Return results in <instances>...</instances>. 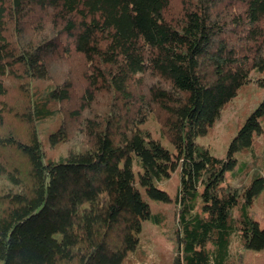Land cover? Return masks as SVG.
<instances>
[{
  "label": "trees",
  "instance_id": "obj_1",
  "mask_svg": "<svg viewBox=\"0 0 264 264\" xmlns=\"http://www.w3.org/2000/svg\"><path fill=\"white\" fill-rule=\"evenodd\" d=\"M251 86L215 155L199 132ZM262 138L264 0H0V264H124L172 201L171 264H244L264 173L240 154Z\"/></svg>",
  "mask_w": 264,
  "mask_h": 264
},
{
  "label": "rangeland",
  "instance_id": "obj_2",
  "mask_svg": "<svg viewBox=\"0 0 264 264\" xmlns=\"http://www.w3.org/2000/svg\"><path fill=\"white\" fill-rule=\"evenodd\" d=\"M70 68H72L71 71L73 72L75 70L78 71L77 76H74L75 84H81L82 65L79 66V64H76ZM249 88L243 92V95L239 96L226 107L223 118L219 121L217 127L211 129L206 134L199 132V142L217 156H225L229 141L239 127V124L247 113L262 99L261 92L257 91L253 86ZM14 94H11V97H14ZM150 125L154 131H158L159 124L156 122V119H152ZM50 126L51 122H47L42 127L46 130ZM12 127H15L19 131L25 129L17 125V121L14 122ZM254 152L255 154L253 156H250L248 153L240 154L241 159L249 161L247 176L252 175L254 172L264 173V138L258 142ZM12 157H14L20 167H24V163H22L16 154L12 155ZM179 183V173L174 172L172 177L164 181L162 186L170 194L175 195ZM251 212L259 221L260 225L264 227V191L256 198L255 203L251 207ZM152 213L153 221H145L144 223L141 247L134 253H131L124 264H171L177 254V243L173 236V230L178 218L176 204L173 201L165 204L153 203ZM234 214L238 216L237 209H235ZM234 248L237 251H242L244 264H264V250H244L239 242H235Z\"/></svg>",
  "mask_w": 264,
  "mask_h": 264
}]
</instances>
